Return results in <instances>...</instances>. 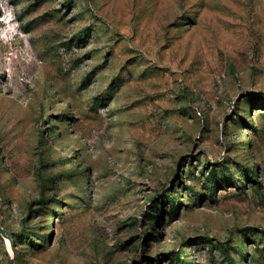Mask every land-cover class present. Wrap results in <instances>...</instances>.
Returning a JSON list of instances; mask_svg holds the SVG:
<instances>
[{
    "label": "rangeland",
    "instance_id": "374dc122",
    "mask_svg": "<svg viewBox=\"0 0 264 264\" xmlns=\"http://www.w3.org/2000/svg\"><path fill=\"white\" fill-rule=\"evenodd\" d=\"M0 264H264V0H0Z\"/></svg>",
    "mask_w": 264,
    "mask_h": 264
},
{
    "label": "water",
    "instance_id": "95a60500",
    "mask_svg": "<svg viewBox=\"0 0 264 264\" xmlns=\"http://www.w3.org/2000/svg\"><path fill=\"white\" fill-rule=\"evenodd\" d=\"M0 231H1L2 233H4V234H7V232H6V230H5L4 227H1V226H0Z\"/></svg>",
    "mask_w": 264,
    "mask_h": 264
}]
</instances>
